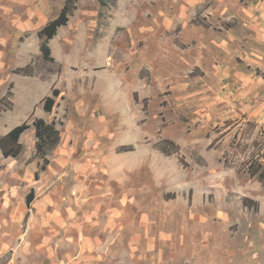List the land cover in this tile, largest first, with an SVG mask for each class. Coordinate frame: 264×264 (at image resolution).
<instances>
[{
	"label": "rangeland",
	"instance_id": "obj_1",
	"mask_svg": "<svg viewBox=\"0 0 264 264\" xmlns=\"http://www.w3.org/2000/svg\"><path fill=\"white\" fill-rule=\"evenodd\" d=\"M73 1L68 23L48 43L54 59L50 61L42 56L38 33L59 15L65 0H0V100L6 97L10 107L0 114V138L14 128L11 124L30 125L17 158H5L0 149V194L3 188L18 185L14 174L21 172L23 163H39V170L44 164L30 131L37 117L26 120L29 97L40 112L45 98L59 91L45 121L54 122L60 136L68 125L79 122L91 127L100 119L112 127L113 100L105 87L94 96L95 80L108 82V75L113 76V54L123 79L126 69L141 62L137 49L130 46L113 53V45L124 34L118 30L114 36L112 26L122 0ZM152 1L126 0L124 6L128 15L140 13L155 27L156 16H164ZM224 6L231 15L224 21L201 15L204 9L221 5L209 2L199 7L193 28L190 24L193 32L186 25L183 41L177 39L176 44L183 54L191 45L197 47L199 39L217 40L223 25L230 31V45L233 40L235 45L224 52H206L202 69L181 59L182 78L175 85L165 77L173 57L164 61L151 52L156 69L142 70L145 87L120 107L119 135L133 132L136 143L102 150L106 159L113 155V209L130 203L120 217L124 228L118 237L137 238L136 264H190L188 257L207 251L236 253L242 257L240 263L264 257V0H227ZM157 31L152 29L150 37ZM55 38L59 40L54 46ZM171 39L162 33L155 39L157 50L168 52ZM88 57L95 58L90 67L83 63ZM85 94L88 97L83 98ZM95 114H103V122ZM60 142L46 156L49 164L39 171L40 180L33 177L31 183L38 200L52 197L55 204L67 203L69 195L71 204L78 181L67 175L73 169L63 159H86L83 156L94 151L81 144L63 151ZM142 159L147 161L144 170ZM22 183L24 190L13 197L15 201L31 191L26 181ZM3 216L0 211V237L13 235L14 228L3 224ZM30 220L29 211L20 225L23 235ZM117 247L124 251L127 240ZM12 253L7 250L0 264H7Z\"/></svg>",
	"mask_w": 264,
	"mask_h": 264
},
{
	"label": "crops",
	"instance_id": "obj_2",
	"mask_svg": "<svg viewBox=\"0 0 264 264\" xmlns=\"http://www.w3.org/2000/svg\"><path fill=\"white\" fill-rule=\"evenodd\" d=\"M125 1L119 2V10L117 9L113 16V35L117 37L118 30L124 33L122 38L119 37L117 43L113 45V53L115 50H122L124 47L129 49L130 46L131 50L137 49L139 54L137 58L141 62H135L132 68L126 69L123 79L120 77L119 64L116 61L117 56L113 54V76L108 75V82L102 81L99 77V79L95 80V84L98 83V85L95 87L94 96H100L103 87H105L108 92H105L108 95L107 97L113 100V126L103 124L100 119H97L95 121L96 124L91 127L79 122L77 125L76 123L73 126L68 125L65 131L61 132L59 149L64 151L67 150V147H78L81 144L83 147L94 151L92 156H89V153L87 156H83L86 159H63L64 164L72 165L73 171H67V175H71L73 179L78 181L77 189L72 192L75 193L76 197L73 198L71 204L69 203L71 201L69 195L65 197L67 203L55 204L52 197L41 201L35 198L34 193V199L28 205L27 197L31 192H34L33 188H35V185L31 183L32 178L34 177L36 182L40 180L36 177L39 172V163L38 165L23 163V166L20 167L21 172L14 174L15 180L21 183L19 184L18 182V185L8 189L3 188L2 194H0V211L4 212L3 224L14 228L13 235L9 233L6 237H0V258L4 256L7 250L13 251V257L7 264H13L15 261H19V264H136L138 262V257H135L134 253V248H137V238L132 236L118 237L121 228H124L120 217L123 216L124 206L126 209L130 206V203L127 201L125 205H120L119 209H115L117 213L113 209V155L106 159L102 151L108 148L117 149L124 144L136 143L133 132L124 136L119 135L118 129L120 126L118 122L123 111L120 108L123 106L122 101L130 99L133 92L140 90V87H145L146 79L140 78L144 68L152 72L154 68L156 69V65H154L156 59L150 60L151 52L156 51L159 57L165 58V60L163 58L164 61L171 56L169 58L170 61L173 57L172 67L170 66V70L167 71L165 77L175 85L182 78L181 59L189 66L192 64L195 68L202 69L206 66L202 59V57H205L206 52L228 51L235 45V42L233 40V45H230L232 43L230 31L221 25V29L224 31H217L221 35L218 36L217 40L201 43L199 39L197 41L198 48L195 45H191L183 54L181 48L176 44L177 39L180 42L183 41V28L186 25H189V32H193L194 29H191L190 24L193 28L192 20L197 17L198 8H203L209 2L221 5V8L204 9L201 13L202 16H205L209 21L214 19L229 20L231 15L227 14L224 6L227 0H154L160 7V14L164 16L163 18L156 16L155 20L158 22L157 26L159 27L152 26L140 13L128 15V8L124 6ZM149 2L153 1L149 0ZM171 6L172 9L169 8ZM31 16L33 18L36 15ZM188 20H191V23ZM152 29H158V31L156 33L153 32V37H150L149 32ZM162 33L165 37L172 38L170 41L172 46L169 49L167 48L168 52L166 50H161L160 52L155 46V39L161 36ZM128 37L131 42L128 41ZM140 39L145 40V42L140 43ZM58 40V38L53 40V42L55 41L54 46ZM94 59V57H88L83 60V63L85 66L90 67ZM84 97L88 96L85 94ZM25 105L27 109L29 106L30 110L26 120L33 114L37 118L44 120L47 118L45 110L35 111V105L33 101L31 102V97H29V101ZM95 115H98L101 119L103 117V114ZM260 120L258 119L257 121L261 122ZM105 121L107 120L105 119ZM22 123L11 125L15 128V126L17 127ZM30 131L31 135L35 134V129L33 131V128H31ZM23 136L24 134L21 137L23 138ZM137 139L138 141L141 140L140 137ZM141 162L142 167L140 169L144 170L147 161L142 159ZM127 171L129 172L128 167L125 169L126 174H128ZM48 176L50 175L45 178H48ZM23 181L27 182L26 186L31 191L24 199L21 198L15 201L13 197L19 194V191L24 190ZM66 193H69V190ZM61 198L64 200V197ZM29 211L31 212V224L29 231H26L23 235L19 231L20 225ZM113 211L116 213L114 214L115 218L113 217ZM121 240H127L129 245L124 251L123 249L119 250L117 247L118 244H121ZM135 259L137 262H135ZM188 259L190 261L193 260L190 264L264 263V257H259V259L252 258L250 262L240 263L242 257L236 253L223 254L208 251L201 252L198 255L192 254Z\"/></svg>",
	"mask_w": 264,
	"mask_h": 264
},
{
	"label": "trees",
	"instance_id": "obj_3",
	"mask_svg": "<svg viewBox=\"0 0 264 264\" xmlns=\"http://www.w3.org/2000/svg\"><path fill=\"white\" fill-rule=\"evenodd\" d=\"M73 0H65V4L61 9L59 15L50 21L39 33L38 36L42 40L41 44V53L45 60L53 61L54 59L51 56V49L48 45L49 41L52 40L56 35L60 27L65 26L70 15H72ZM60 95L59 91L54 90L52 96L45 98L44 100V110L46 112H52L56 104V98ZM6 97L0 100V114L7 109H10L9 106L5 104ZM4 105V107H2ZM32 125L35 128V136L37 139L36 142V151L37 155L43 156L44 164L40 167L41 171H44L49 164V160L46 159V156L50 151L54 150L60 142V131L56 128L54 122L47 123L45 120L40 118H34ZM30 128V125L27 122L13 128L8 134L0 138V149L5 157L17 158L23 150V145L20 142L21 136ZM39 170V171H40ZM36 177L39 178V172L36 174ZM34 199V192H31L27 197L28 205Z\"/></svg>",
	"mask_w": 264,
	"mask_h": 264
}]
</instances>
